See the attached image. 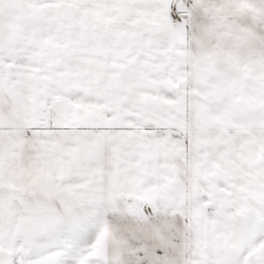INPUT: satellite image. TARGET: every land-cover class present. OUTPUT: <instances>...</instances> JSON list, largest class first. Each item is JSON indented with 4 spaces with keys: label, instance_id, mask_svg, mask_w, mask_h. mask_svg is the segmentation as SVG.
<instances>
[{
    "label": "snow or ice",
    "instance_id": "1",
    "mask_svg": "<svg viewBox=\"0 0 264 264\" xmlns=\"http://www.w3.org/2000/svg\"><path fill=\"white\" fill-rule=\"evenodd\" d=\"M0 264H264V0H0Z\"/></svg>",
    "mask_w": 264,
    "mask_h": 264
}]
</instances>
